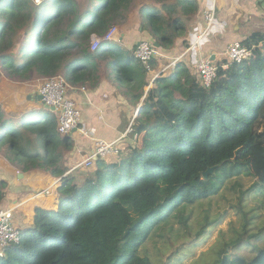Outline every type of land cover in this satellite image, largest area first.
<instances>
[{
    "label": "trees",
    "instance_id": "1",
    "mask_svg": "<svg viewBox=\"0 0 264 264\" xmlns=\"http://www.w3.org/2000/svg\"><path fill=\"white\" fill-rule=\"evenodd\" d=\"M199 9L198 0H0L6 77L62 76L69 86L92 89L105 76L125 83L134 105L142 100L135 143L118 159L95 160L82 180L65 175L75 139L59 132L55 112L44 106L12 112L0 102V158L25 177L44 171L60 179L57 207L37 206L32 224L20 228V241L3 249L0 264H154L141 248L155 227L177 208L218 195L239 175L259 177L240 202L252 192L264 206L263 32L242 40L252 49L249 59L218 62L209 88L182 61L152 81L137 47L102 40L91 49L93 35L103 38L135 10L152 38L147 41L173 49L193 29L187 24ZM210 167L213 173L204 178ZM9 193L0 177V205ZM247 225L215 264H227L229 250L243 245L256 251L250 262L264 264V247L253 243L264 236V225L246 239Z\"/></svg>",
    "mask_w": 264,
    "mask_h": 264
},
{
    "label": "crops",
    "instance_id": "2",
    "mask_svg": "<svg viewBox=\"0 0 264 264\" xmlns=\"http://www.w3.org/2000/svg\"><path fill=\"white\" fill-rule=\"evenodd\" d=\"M198 2L199 14L194 21L187 24L191 29L202 27L200 17L204 0H198ZM263 16L264 0H220L217 21L211 35L206 40L203 38L193 48H191V42L194 36L189 34L187 38L180 39L173 49H161L163 56L157 59L153 66L154 72L151 74L167 68L174 59L183 61L185 64L192 62L195 66L198 61L204 58H212L219 62L223 56H221V52L226 50L230 44L236 41L242 42L253 32L260 31L254 30V23ZM116 26L118 28V42L130 49L136 47L143 40L152 39L149 33L141 27L137 10L131 13L122 24ZM216 37H223L224 40L221 42ZM185 40L189 44L188 48L183 44ZM221 49L223 50L221 51ZM171 70H165L164 74H168ZM43 82L44 79L24 82V86L20 89L21 96L19 98L6 97L4 100L0 99V102L8 111L12 112H22L27 108L39 107L41 103L38 101L36 92L39 91ZM149 86L146 90H149ZM11 87L13 88L14 85ZM66 95L77 99L80 103L82 110L81 128L88 131V135L81 132L71 134L75 139V146L67 157L66 166L68 168L66 173L77 175L78 172L76 173V171L80 170L77 166L91 154L95 139L108 142L120 140L119 147L121 146V148L130 143L134 134L129 133L128 129L132 123H135L137 109L142 106V100L134 105L123 94V88L118 87L110 78L105 76L92 89L68 86ZM78 153H81L79 158ZM0 177L9 182L10 190L9 195L0 205V210H14L15 224H13L16 227L22 228L32 224L36 206L56 208L59 179L50 173L35 172L25 177L0 158ZM43 190L49 192L39 194ZM31 208L33 209L30 210Z\"/></svg>",
    "mask_w": 264,
    "mask_h": 264
},
{
    "label": "rangeland",
    "instance_id": "3",
    "mask_svg": "<svg viewBox=\"0 0 264 264\" xmlns=\"http://www.w3.org/2000/svg\"><path fill=\"white\" fill-rule=\"evenodd\" d=\"M200 22L202 27L193 28L189 33L190 35L193 34L194 36L197 31L203 28L204 23L202 20ZM254 26V30H260L264 33V16L256 21ZM213 27L204 37V40L211 35L214 30ZM217 39L221 42L224 40L223 37H218ZM225 53L226 50L221 52V56H223L222 59H219V62L226 58ZM205 59L212 60V58ZM188 65L193 67L192 62ZM115 81L118 87L123 88V94L125 95V83L116 79ZM24 84V82L14 81L6 77L0 67V99L4 100L6 97L19 98L21 96L20 89H22L21 87ZM12 85H14L13 88L11 87ZM134 125L135 123L132 127L129 126V133L134 134ZM133 137L130 143H127L122 148L121 146L119 147V153L107 158L118 159L123 149L129 144L135 143L136 135ZM77 156L79 158L81 153H78ZM78 168L80 170L76 171V173L78 172L77 179L82 180L90 169L82 165ZM261 176L264 175L261 173ZM258 181V176L239 175L227 181L218 195L177 208L170 217L155 227L146 243L142 246L141 254L149 256L154 264H215L219 259L220 251L225 245L243 234V226L246 220H248V232L244 234L246 239L249 234L258 232L263 227L264 206L262 202L254 199L252 192L247 194L243 203L240 202L241 193L248 190ZM13 223L15 224L14 219ZM253 243L264 247V236L260 239L254 238ZM254 255H256L254 249L243 245L232 252L229 250L226 256L227 264H254L250 262Z\"/></svg>",
    "mask_w": 264,
    "mask_h": 264
},
{
    "label": "built area",
    "instance_id": "4",
    "mask_svg": "<svg viewBox=\"0 0 264 264\" xmlns=\"http://www.w3.org/2000/svg\"><path fill=\"white\" fill-rule=\"evenodd\" d=\"M39 1V0H37ZM219 0H204V7L202 10L201 20L204 23L202 29L197 31L194 39L191 42V48L197 46L199 42L212 29L218 10ZM118 28L116 25L112 26L104 35V38L99 36H92L91 48L97 50L104 40H116ZM136 57L152 71V60L161 58L163 56L160 49L155 47L149 41H141L135 51ZM252 55V49L242 45L240 41H236L228 46L226 57L230 62L241 63L247 60ZM177 60L170 62L167 68L162 69L163 73L166 69L175 65ZM190 66V65H189ZM191 67V66H190ZM218 64L212 60L202 59L198 61L196 66L193 65L194 71L198 74L200 83L203 87L209 88L214 82ZM68 84L62 76H55L46 79L40 86L39 90L43 96V104L55 107V113L58 120V130L62 135H69L72 132H81L88 135V131L81 128L82 110L80 103L73 97H67L66 92ZM133 126V123L130 127ZM119 141L108 142L100 139L95 140L94 149L79 165L90 168L94 165V161L98 158H107L109 156L119 153ZM113 157V156H112ZM48 190H43L42 193H48ZM39 193V194H40ZM21 238V229L13 224V209L0 210V256H3V249L13 243H18Z\"/></svg>",
    "mask_w": 264,
    "mask_h": 264
},
{
    "label": "clouds",
    "instance_id": "5",
    "mask_svg": "<svg viewBox=\"0 0 264 264\" xmlns=\"http://www.w3.org/2000/svg\"><path fill=\"white\" fill-rule=\"evenodd\" d=\"M36 2H38V3H40L42 0H39V1H37V0H35ZM201 19V18H200ZM94 36V35H93ZM97 36V35H96ZM102 38V37H101ZM104 38V37H103ZM92 39V38H91ZM102 40H104V39H102ZM118 40V37H117V39L116 40H112V41H117ZM143 41H147V40H143ZM242 43V42H241ZM139 45V44H138ZM137 45V46H138ZM243 45V44H242ZM136 46V47H137ZM155 47H157L158 49H160L161 50V48H159L157 45H155ZM247 47V46H246ZM92 49V48H91ZM228 49V48H227ZM227 49H226V52H227ZM94 51V50H93ZM161 52H162V50H161ZM163 54V53H162ZM225 56H226V53H225ZM137 58V57H136ZM162 58V57H161ZM158 59H160V58H158ZM205 59V58H204ZM224 59H227L228 60V58L226 57V58H224ZM156 61H157V59H155ZM174 60H176V59H174ZM173 61V60H172ZM212 61H214V62H216L217 64H218V62L217 61H215V59H212ZM229 62H230V60H228ZM179 62H181V61H178L177 60V62L175 63V65L174 66H172V67H170V68H168V69H174L176 66H177V63H179ZM183 62V61H182ZM170 64V63H169ZM168 64V65H169ZM189 68H191L192 69V71L193 72H195L194 71V69L192 68V67H190L188 64H186ZM225 67H226V64L224 65ZM151 68H152V71H150V74L151 73H153L154 72V70H153V67H152V65H151ZM167 70V69H166ZM171 70V71H172ZM165 72V71H164ZM164 72L163 73H161L160 71L158 72V73H154L153 74V76H152V74H151V78H152V81H154L159 75H161V74H163V75H167V74H164ZM170 73V72H169ZM168 73V74H169ZM46 79H44V81H45ZM67 83V82H66ZM41 103V106H44L45 104H43V101L42 102H40ZM141 108V107H140ZM54 112V111H53ZM138 113H139V109H137V113H136V115H138ZM137 117V116H136ZM73 134V133H72ZM71 135V134H70ZM134 135H136V133L134 132ZM136 138V137H135ZM97 160V159H96ZM84 167V166H83ZM77 168H78V166H77ZM76 169V168H75ZM67 174H69V172L68 173H66L65 175H67ZM60 180V179H59ZM14 211V210H13ZM13 216H14V214H13Z\"/></svg>",
    "mask_w": 264,
    "mask_h": 264
},
{
    "label": "water",
    "instance_id": "6",
    "mask_svg": "<svg viewBox=\"0 0 264 264\" xmlns=\"http://www.w3.org/2000/svg\"><path fill=\"white\" fill-rule=\"evenodd\" d=\"M156 45L158 46V44H156ZM36 95H37V97H38V101H39V102H42V101H43V96H42L40 90L36 92ZM44 108H46V109H48V110H50V111H55V107H54V106H50V105H47V104L44 105ZM140 109H141V108H139V111H140ZM72 133H74V132H72ZM213 171H214V167H210V168H208V169L203 173V177H204V178H208L209 175H210L211 173H213ZM20 174H22V173H20ZM22 175H23V174H22Z\"/></svg>",
    "mask_w": 264,
    "mask_h": 264
}]
</instances>
